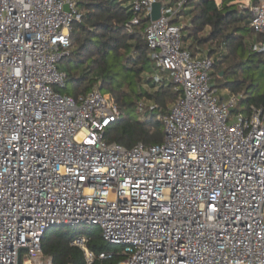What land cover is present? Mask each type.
Masks as SVG:
<instances>
[{"label":"built area","instance_id":"2783aa9c","mask_svg":"<svg viewBox=\"0 0 264 264\" xmlns=\"http://www.w3.org/2000/svg\"><path fill=\"white\" fill-rule=\"evenodd\" d=\"M80 1L0 0V264L20 253L32 264L50 229L83 225L124 248L119 264H264V110L236 113L213 59L185 48L189 0H120L135 14L128 32L150 21L157 88L182 90L159 116L164 142L130 149L106 142L121 117L111 95L58 91ZM259 3L251 27L264 35ZM252 49L264 53V42ZM72 245L97 259L86 236Z\"/></svg>","mask_w":264,"mask_h":264},{"label":"trees","instance_id":"16d2710c","mask_svg":"<svg viewBox=\"0 0 264 264\" xmlns=\"http://www.w3.org/2000/svg\"><path fill=\"white\" fill-rule=\"evenodd\" d=\"M249 1L248 7L239 9L236 0H189L191 26L183 36L185 48L193 55L209 49L219 83L215 86L238 96V106L245 109L240 111L237 106L235 112L245 115H250L253 108L264 110V53L252 49L254 43L264 42V35L256 34L251 27L260 3ZM78 10L82 18L73 23L71 53L62 62L67 83L58 91L75 99L95 88L111 95L121 117L106 131L107 143L129 149L140 143L149 147L162 144L164 123L159 116L168 114L182 90L174 84L158 89L151 79L155 67L145 33L149 19H142L130 33L125 25L135 14L120 0H81ZM142 101L144 121L138 112ZM82 235L97 256L93 264L123 261L124 248L107 243L98 226L88 225L50 229L42 240L43 255L53 264H87L84 252L72 245ZM101 254L109 258L99 259Z\"/></svg>","mask_w":264,"mask_h":264},{"label":"rangeland","instance_id":"374dc122","mask_svg":"<svg viewBox=\"0 0 264 264\" xmlns=\"http://www.w3.org/2000/svg\"><path fill=\"white\" fill-rule=\"evenodd\" d=\"M218 2L220 1V0H217ZM236 3L238 4V7H239V9H243V8H245V7H248L249 6V3H250V1L248 2V0H236ZM208 50L209 49H206L205 50V52L204 53H202V55H208ZM64 64H62L61 65V67L63 66ZM212 78H213V81H214V83L216 84V85H218L219 83L216 81V77L214 76V70H213V72H212ZM159 88H161V87H158V89ZM72 89V87H70V90ZM172 105V104H171ZM170 105V106H171ZM170 106H169V108H170ZM238 109L240 110V111H243L244 109H245V106L244 105H239L238 106ZM169 111V110H168ZM139 118H140V120L141 121H144L145 120V117L144 116H139ZM82 228V227H81ZM90 228V227H89ZM50 258H48V257H45L43 254H41V255H39V257H38V259L36 260V261H33L32 262V264H49V262H50ZM22 264H29L28 263V259L27 258H24L23 259V261H22Z\"/></svg>","mask_w":264,"mask_h":264},{"label":"water","instance_id":"95a60500","mask_svg":"<svg viewBox=\"0 0 264 264\" xmlns=\"http://www.w3.org/2000/svg\"><path fill=\"white\" fill-rule=\"evenodd\" d=\"M161 3H156L153 6L152 9V14H151V20L152 21H157L160 17H161ZM233 112V110H232ZM19 264H22V260H21V253H20V257H19Z\"/></svg>","mask_w":264,"mask_h":264},{"label":"crops","instance_id":"0c3cea01","mask_svg":"<svg viewBox=\"0 0 264 264\" xmlns=\"http://www.w3.org/2000/svg\"><path fill=\"white\" fill-rule=\"evenodd\" d=\"M248 2H249V0H248ZM250 4V3H249ZM196 55H198V54H196ZM201 55V54H200ZM155 74V69H154V72H153V75ZM150 77V76H149Z\"/></svg>","mask_w":264,"mask_h":264}]
</instances>
